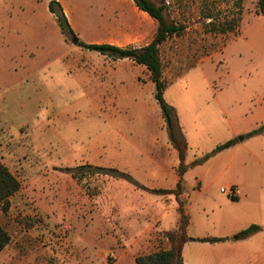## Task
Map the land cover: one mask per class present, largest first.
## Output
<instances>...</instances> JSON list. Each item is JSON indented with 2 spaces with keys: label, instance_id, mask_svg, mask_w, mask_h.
<instances>
[{
  "label": "rangeland",
  "instance_id": "obj_1",
  "mask_svg": "<svg viewBox=\"0 0 264 264\" xmlns=\"http://www.w3.org/2000/svg\"><path fill=\"white\" fill-rule=\"evenodd\" d=\"M49 1L0 0V160L22 184L10 211L0 207L11 235L3 264H136L137 256L169 247L166 228L178 225L171 219L165 227L159 217L172 216L179 200L185 205L184 182L177 198L109 175L78 181L68 169L112 167L148 188L178 189L158 177V166L173 168L168 150H176L148 70L72 38L140 47L151 37L145 30L151 19L123 0H59L70 34ZM152 1L166 4L168 18L187 26L161 47L164 98L182 119L187 160L211 155L194 167L206 163L204 182L216 198L224 194L228 171L247 173L264 193V15L256 14L258 0H243L237 30L225 33L211 32L205 15L213 12L221 24L238 20L237 0ZM232 139L233 147L214 152ZM231 161L233 170L223 173ZM194 177L189 173L187 180ZM259 251L240 264H264Z\"/></svg>",
  "mask_w": 264,
  "mask_h": 264
},
{
  "label": "trees",
  "instance_id": "obj_2",
  "mask_svg": "<svg viewBox=\"0 0 264 264\" xmlns=\"http://www.w3.org/2000/svg\"><path fill=\"white\" fill-rule=\"evenodd\" d=\"M238 2V20L232 18L225 22L216 23L217 16L213 12H208L205 18L210 20L209 26L213 33L217 32H232L238 28V21L241 19L243 0H237ZM136 6L146 12L149 16L157 21V29L152 40L140 47L129 46L122 47L109 43H85L79 42V46L86 49L97 51L103 55H106L114 60L118 59H130L136 64L145 66L150 72L151 80L155 84L156 92L155 98L161 108L162 116L165 120L169 140L172 146L177 150L179 154V175L181 179L177 183L178 189H164V188H148L135 180L127 172L117 168L105 167L93 164H82L74 168H69L71 175L78 181H81L86 176L95 175H109L114 178H121L130 181L136 187L145 189L155 194H175L177 198L180 196V188H182V176L189 169V165L186 164V156L188 152V142L181 130L178 115L176 109L170 105L164 98V92L167 86V81L164 76V63L161 55V47L166 41L174 36H181L185 33L187 26L181 23H177L174 20L168 18L165 10L166 4L156 5L152 0H134ZM49 11L57 17L61 29L65 33L74 34V30L69 23L68 17L64 11V8L60 1L50 0ZM257 15H264V0H258L257 2ZM255 131L250 132L248 135H252ZM236 144V140L232 139L223 144L217 146L214 152L222 151L233 147ZM211 155H206L203 160H194L192 166L201 164L204 160H207ZM22 184L20 180L10 171V169L0 160V207L3 212L7 213L11 207L10 197L18 193L21 190ZM178 212L180 218L178 226L175 230L167 232L169 240V247L159 251L151 252L149 254L139 255L135 258L136 264H184L183 261V246L189 240H195L187 235L188 216L184 210L182 202L179 200ZM261 229L259 225L253 224L247 229L239 232L238 236L245 238L251 236ZM200 241L217 242L225 240V238L208 237L198 239ZM11 242V235L5 226L0 222V254L3 252Z\"/></svg>",
  "mask_w": 264,
  "mask_h": 264
},
{
  "label": "crops",
  "instance_id": "obj_3",
  "mask_svg": "<svg viewBox=\"0 0 264 264\" xmlns=\"http://www.w3.org/2000/svg\"><path fill=\"white\" fill-rule=\"evenodd\" d=\"M123 1L128 4H135L134 0ZM149 17L151 20L146 21L148 26L145 27V30L149 29V31H151V37L144 45L148 44L152 40L156 31L155 19L151 16ZM140 66L146 68L143 65ZM176 112L181 130L183 132L184 129L182 119L177 110ZM183 134L189 145V138L184 132ZM168 152L170 154L169 157H172L173 159L171 162L174 166L173 168L162 165L158 166V177L163 184L168 181H173L177 184L181 179L179 171L177 173L176 169L179 165V154L177 153V150L175 153L171 152V150H168ZM187 157L188 152L186 156V164L189 165V169L182 176V181L186 186V193L183 196V199H185L184 210L188 216L187 235L195 240H189L183 246L182 255L184 264H240L251 253L254 252V254L257 255L256 250H260L258 256L259 259H262L264 238L258 236V233L245 238L238 236L239 232L247 229L253 224L259 225L261 227L260 232H264V193L260 186L250 183L249 179L246 177L247 173H240L242 176H239V174H232L233 162L231 161L223 170V173L228 171V169L232 171H228L227 186L222 187L226 189V192H223L221 188V191L224 194L216 198L209 192L210 185L204 182L205 179H207V174L206 168L202 167H204L206 163L195 168L192 166L193 160L188 161ZM189 173H193L195 175L194 181L187 180V175ZM222 174L219 175V177L222 176ZM219 177L217 176V178ZM161 186H163L162 188L164 189L173 188L172 186L167 185ZM231 188L235 190V193L232 195L228 194L227 191ZM10 200L12 201V196L10 197ZM179 218L180 214L178 212L177 205L174 207V213L172 216H168L162 212L159 217L165 227L170 225L171 219L174 221L175 227L176 224L178 225ZM171 228L172 227H167L166 231H170ZM208 237L225 238V240L217 242L198 240ZM7 249L8 247L0 254V264H3L4 261H6V259L11 255L6 253Z\"/></svg>",
  "mask_w": 264,
  "mask_h": 264
},
{
  "label": "water",
  "instance_id": "obj_4",
  "mask_svg": "<svg viewBox=\"0 0 264 264\" xmlns=\"http://www.w3.org/2000/svg\"><path fill=\"white\" fill-rule=\"evenodd\" d=\"M72 42H73V44H79V42H80V38H79L78 36H74V37L72 38Z\"/></svg>",
  "mask_w": 264,
  "mask_h": 264
},
{
  "label": "built area",
  "instance_id": "obj_5",
  "mask_svg": "<svg viewBox=\"0 0 264 264\" xmlns=\"http://www.w3.org/2000/svg\"><path fill=\"white\" fill-rule=\"evenodd\" d=\"M222 191L223 192H226V189L225 188H222ZM227 191H228V194H231V195L235 193V190L232 189V188L231 189H228Z\"/></svg>",
  "mask_w": 264,
  "mask_h": 264
}]
</instances>
